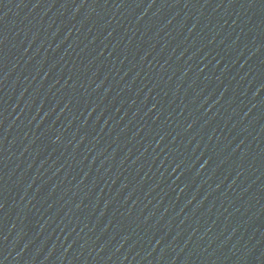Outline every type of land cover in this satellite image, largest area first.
Masks as SVG:
<instances>
[{
    "label": "water",
    "instance_id": "95a60500",
    "mask_svg": "<svg viewBox=\"0 0 264 264\" xmlns=\"http://www.w3.org/2000/svg\"><path fill=\"white\" fill-rule=\"evenodd\" d=\"M0 264H264V0H0Z\"/></svg>",
    "mask_w": 264,
    "mask_h": 264
}]
</instances>
